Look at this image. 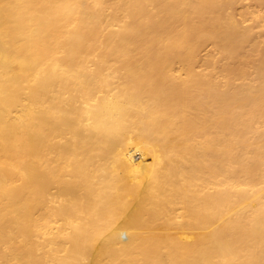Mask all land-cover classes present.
<instances>
[{
	"label": "bare ground",
	"instance_id": "bare-ground-1",
	"mask_svg": "<svg viewBox=\"0 0 264 264\" xmlns=\"http://www.w3.org/2000/svg\"><path fill=\"white\" fill-rule=\"evenodd\" d=\"M0 264H264V0H0Z\"/></svg>",
	"mask_w": 264,
	"mask_h": 264
}]
</instances>
